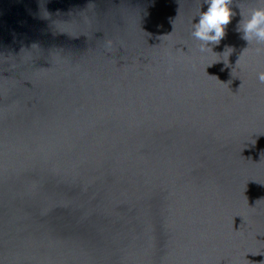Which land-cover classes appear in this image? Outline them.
<instances>
[{"label":"water","instance_id":"water-1","mask_svg":"<svg viewBox=\"0 0 264 264\" xmlns=\"http://www.w3.org/2000/svg\"><path fill=\"white\" fill-rule=\"evenodd\" d=\"M0 264H264V0H0Z\"/></svg>","mask_w":264,"mask_h":264}]
</instances>
